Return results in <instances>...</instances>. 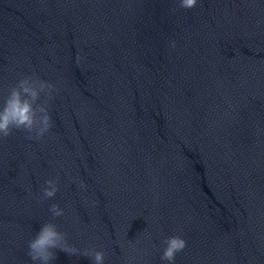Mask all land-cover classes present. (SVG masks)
<instances>
[{"label":"water","instance_id":"95a60500","mask_svg":"<svg viewBox=\"0 0 264 264\" xmlns=\"http://www.w3.org/2000/svg\"><path fill=\"white\" fill-rule=\"evenodd\" d=\"M32 74L53 127L0 139L2 264H31L54 203L105 264H162L169 236L175 264H264V0H0V97Z\"/></svg>","mask_w":264,"mask_h":264},{"label":"clouds","instance_id":"9594fccd","mask_svg":"<svg viewBox=\"0 0 264 264\" xmlns=\"http://www.w3.org/2000/svg\"><path fill=\"white\" fill-rule=\"evenodd\" d=\"M199 0H179L180 6L191 9ZM170 47L175 48V41H170ZM58 91L56 85L41 79L37 75H24L7 94L0 97V139L8 137L13 130H24L27 138L39 141L50 132L53 120L50 114V102L53 93ZM77 183L80 191L86 192L87 185L83 180ZM59 191L56 179H47L41 190V199L54 198ZM93 203V202H91ZM48 211L52 220L43 222L39 230L27 242V256L31 264H54L57 251L69 256L86 257L91 264H105V252L94 247H78L68 240L65 231L54 222L55 218L65 215V208L59 204L50 205ZM187 246L182 236H169L163 241L160 255L162 264H175L176 256ZM2 264V261H0Z\"/></svg>","mask_w":264,"mask_h":264}]
</instances>
